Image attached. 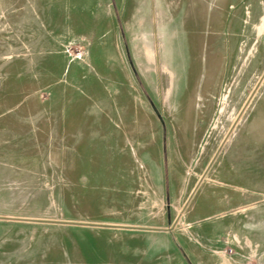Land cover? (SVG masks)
<instances>
[{
	"label": "rangeland",
	"instance_id": "1",
	"mask_svg": "<svg viewBox=\"0 0 264 264\" xmlns=\"http://www.w3.org/2000/svg\"><path fill=\"white\" fill-rule=\"evenodd\" d=\"M0 216V264H264V0H0Z\"/></svg>",
	"mask_w": 264,
	"mask_h": 264
},
{
	"label": "water",
	"instance_id": "2",
	"mask_svg": "<svg viewBox=\"0 0 264 264\" xmlns=\"http://www.w3.org/2000/svg\"><path fill=\"white\" fill-rule=\"evenodd\" d=\"M0 218H7L5 216H0ZM89 224H93V223H89ZM96 225H107V226H118V225H113V224H96ZM130 227H133V228H139V227H135V226H130ZM141 228V227H140Z\"/></svg>",
	"mask_w": 264,
	"mask_h": 264
}]
</instances>
